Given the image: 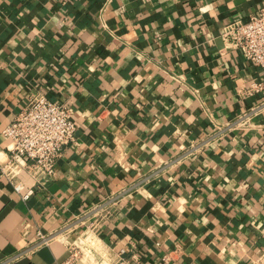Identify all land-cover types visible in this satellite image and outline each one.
Masks as SVG:
<instances>
[{
    "label": "crops",
    "instance_id": "obj_1",
    "mask_svg": "<svg viewBox=\"0 0 264 264\" xmlns=\"http://www.w3.org/2000/svg\"><path fill=\"white\" fill-rule=\"evenodd\" d=\"M261 1L0 0V161L34 92L76 124L51 175L18 174L28 198L0 176V263L57 264L77 219L114 198L98 231L114 254L264 264L262 76L220 37Z\"/></svg>",
    "mask_w": 264,
    "mask_h": 264
},
{
    "label": "built area",
    "instance_id": "obj_2",
    "mask_svg": "<svg viewBox=\"0 0 264 264\" xmlns=\"http://www.w3.org/2000/svg\"><path fill=\"white\" fill-rule=\"evenodd\" d=\"M220 37L233 48L240 49L245 59L259 67L262 79L255 83L253 89L264 88V0L247 21L223 31ZM75 132L76 124L69 105L51 100L40 92L32 93L29 101L1 129V135L8 141L10 159L4 163L0 161V176L5 177L15 191L22 193L24 186L18 179L20 171L27 169L37 179L51 175L64 148L75 142ZM32 192L33 189L29 188L22 193V198H28ZM115 203L114 198L98 203L77 219L83 230L77 241H66L67 253L57 264L139 262V257L134 252L126 254L124 249H120L114 254L111 245L98 232L114 213ZM59 232L62 231L50 234L38 232L35 246L48 244ZM84 249L97 260L94 262L87 259Z\"/></svg>",
    "mask_w": 264,
    "mask_h": 264
}]
</instances>
